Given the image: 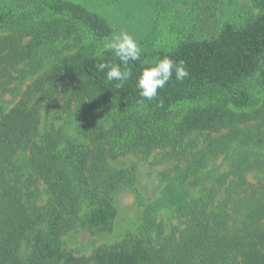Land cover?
Returning <instances> with one entry per match:
<instances>
[{
    "label": "trees",
    "instance_id": "16d2710c",
    "mask_svg": "<svg viewBox=\"0 0 264 264\" xmlns=\"http://www.w3.org/2000/svg\"><path fill=\"white\" fill-rule=\"evenodd\" d=\"M251 1L259 12L240 25L225 21L218 33L189 37L154 58L142 52L119 88L107 70L95 69L101 60L119 64L98 48L114 29L82 2L37 0L21 34L0 35V90L19 94L11 107L0 102V264H264V179L248 178L264 171V106L251 109V83L264 88V0ZM8 23L0 10V31ZM82 27L94 44L58 58L22 90L40 71L42 46ZM165 56L184 60L190 75L183 82L173 75L147 100L137 81ZM60 88H71L81 139L44 121L47 99ZM201 101L207 104L166 126L174 107ZM195 132L208 136L189 155L184 141ZM132 147L148 153L161 147L176 161L162 173V196L146 205L139 233L90 257L68 251V232L112 228L114 196L132 184L133 172L110 159ZM218 158L228 161L227 169L214 166ZM161 204L177 223L158 219Z\"/></svg>",
    "mask_w": 264,
    "mask_h": 264
},
{
    "label": "rangeland",
    "instance_id": "374dc122",
    "mask_svg": "<svg viewBox=\"0 0 264 264\" xmlns=\"http://www.w3.org/2000/svg\"><path fill=\"white\" fill-rule=\"evenodd\" d=\"M37 0H0V10L5 13L9 21L8 26L0 31V35H19L24 23L33 22L36 14ZM86 4L90 9L104 16L112 25L114 33L121 30L131 34L141 45L142 52L154 58L153 53L158 50L169 51L174 49L181 41L189 37H210L219 32L225 21L237 25L244 23L249 17L257 14L259 9L251 0H76ZM29 19V20H28ZM113 33V34H114ZM98 44L103 47L106 39ZM94 44L93 38L82 27L79 34L70 38L57 39L46 43L39 50L42 59L40 71L28 77L22 90L41 74L48 72L58 58L71 54L80 47ZM57 86L61 87L62 79L57 78ZM254 97L253 108L264 106V88L254 80L251 83ZM19 94L0 90V102L8 107L14 105ZM47 107L43 108L44 121H54L56 125H65L69 132L81 139V114L71 97V88H60L50 96ZM206 101L181 103L174 107L165 124L171 128L183 115L197 105H205ZM208 132H195L188 136L184 145L192 154L194 144H205ZM202 144V145H201ZM166 149L157 147L150 153L142 147L130 148L126 154L110 159L116 168H128L133 174V182L114 196L117 213L110 230H91L78 228L64 236V247L76 255L90 257L97 250L107 249L128 236L139 233L143 220L144 209L150 202L158 200L163 193L166 181L163 171L172 167L176 161L167 159ZM228 162V161H227ZM226 160L218 158L214 166L221 170L227 169ZM250 181L256 182L264 179V171H254L248 174ZM203 187V186H202ZM200 187L193 189L196 194ZM158 219L165 223H177L178 219L172 217L171 210L161 204L157 212ZM93 264V263H92Z\"/></svg>",
    "mask_w": 264,
    "mask_h": 264
},
{
    "label": "clouds",
    "instance_id": "9594fccd",
    "mask_svg": "<svg viewBox=\"0 0 264 264\" xmlns=\"http://www.w3.org/2000/svg\"><path fill=\"white\" fill-rule=\"evenodd\" d=\"M103 48L109 51L119 60V64L101 60L95 65L97 72H105L109 81H117V87H121L128 81L133 73L129 67L130 62L141 59L142 49L137 39L127 31L121 30L114 33L110 39H106ZM175 76L179 82L189 77L190 72L184 60L176 61L170 56L158 59L145 67L137 81V88L141 97L153 100L158 95V90L164 89L165 85Z\"/></svg>",
    "mask_w": 264,
    "mask_h": 264
}]
</instances>
